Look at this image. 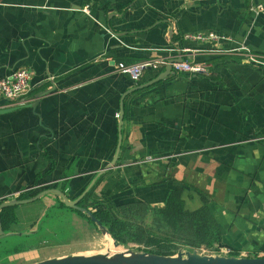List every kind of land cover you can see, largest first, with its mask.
Here are the masks:
<instances>
[{"label":"crops","instance_id":"obj_1","mask_svg":"<svg viewBox=\"0 0 264 264\" xmlns=\"http://www.w3.org/2000/svg\"><path fill=\"white\" fill-rule=\"evenodd\" d=\"M259 6L264 0H0V79L32 74L25 104L0 100V109L20 107L0 115V200L55 189L74 201L93 184L88 209L152 212L184 186L185 209L208 204L220 227L214 248L264 257V70L184 37L216 33L232 40L221 47L264 56ZM181 57L208 74L173 71L127 95L120 126L126 93ZM145 61L165 64L139 82L118 71ZM120 133L118 161L106 170ZM61 203L47 195L16 207L18 223L5 231L20 238L16 253L34 249L27 241L44 216L77 214ZM83 253L53 251L26 264Z\"/></svg>","mask_w":264,"mask_h":264},{"label":"trees","instance_id":"obj_2","mask_svg":"<svg viewBox=\"0 0 264 264\" xmlns=\"http://www.w3.org/2000/svg\"><path fill=\"white\" fill-rule=\"evenodd\" d=\"M222 58L226 59L228 57ZM184 188V186H178L168 195L164 207L152 210L154 217L151 229L148 234L143 236L137 230L135 232L128 221L122 217L118 219L113 215L115 211L111 209L100 207L89 210L107 228L116 243L120 246H128L129 242H136L140 247L143 246L139 249V252L175 256L182 250H197L200 252L203 248L207 250L214 249V246L222 241L220 227L208 204L193 212L185 209ZM27 194L30 193L22 194L20 199H29L31 195L28 196ZM61 206L67 208L63 203H61ZM81 206L88 208L85 201L81 203ZM130 208L132 210V207ZM15 210L16 207H10L2 211L1 222L4 231L9 230L12 225L18 223ZM79 214L97 228L88 216L82 213ZM231 255L237 256V254Z\"/></svg>","mask_w":264,"mask_h":264},{"label":"rangeland","instance_id":"obj_3","mask_svg":"<svg viewBox=\"0 0 264 264\" xmlns=\"http://www.w3.org/2000/svg\"><path fill=\"white\" fill-rule=\"evenodd\" d=\"M136 208L135 211L121 208L122 211H115L113 215L118 219L122 217L128 221L132 225V229L135 232L137 230L143 236L150 231L154 216L150 211ZM38 230L37 235L28 238L27 246L29 245L34 249L26 248V254H23V252L21 254L16 253L15 247L19 246V237L8 238L11 240L8 244L6 243L7 239L5 242H1L0 264H26L32 258L53 251L76 252L77 250H83V254L91 255L108 252L119 253L122 252L123 248L139 252V249L143 247H140L136 242H129L128 246L119 245V248L116 247L115 240L111 235L109 237L104 236L98 227L96 228L78 212L75 216H69L66 212L55 210L42 218ZM7 249H12L13 253H10Z\"/></svg>","mask_w":264,"mask_h":264},{"label":"water","instance_id":"obj_4","mask_svg":"<svg viewBox=\"0 0 264 264\" xmlns=\"http://www.w3.org/2000/svg\"><path fill=\"white\" fill-rule=\"evenodd\" d=\"M178 60H173L170 62L169 66L167 67L166 71L160 74L155 80L147 83L145 85L136 87L135 89L126 93L123 97L121 103V113H120V126L123 123L124 118V99L127 95L139 91L144 90L148 87L153 86L156 83H159L173 74V67L172 64L177 62ZM183 58L178 62H182ZM20 107L8 108V109H0V115L7 114L18 110ZM123 137L120 133L118 147L116 156L110 166L107 167L106 170H111L114 165L117 163L119 154L121 151ZM92 186L89 188L77 199L74 201H70L65 193L59 190H47L41 192L29 199L20 200L18 198L7 200L2 202L0 205V242L13 237L14 234H6L2 222H1V213L4 209L10 207H17L21 205L32 204L47 195H55L56 197L63 200V204L70 210L77 211L78 213L85 214L88 216L91 221L98 227V229L102 232L104 236H110L109 231L102 223L93 215V213L86 207L81 206L83 200H85L87 194L92 189ZM115 246L119 248V244L115 242ZM34 264H264V257H238V256H220V255H203L199 251H189V250H182L175 256H161L156 254H151L147 252H137L134 250L129 251H122L119 253H99V254H77V255H68L65 257L60 258H51L41 262H37Z\"/></svg>","mask_w":264,"mask_h":264},{"label":"built area","instance_id":"obj_5","mask_svg":"<svg viewBox=\"0 0 264 264\" xmlns=\"http://www.w3.org/2000/svg\"><path fill=\"white\" fill-rule=\"evenodd\" d=\"M83 12L87 15L90 14L89 7H85ZM253 12L259 14L264 12V7L259 6L253 9ZM186 40L197 41L209 46H213L214 48L211 50L212 53L217 55H242L249 64L254 66L255 68L264 70V56L257 55L253 53L250 49H248L245 45L235 48H226L224 46H219L222 42L229 41L232 42L231 39L221 36L216 33H197V34H186ZM161 64H165V62H152L145 61L135 64L126 65L124 63H120L118 65V71L124 75L130 77V79L134 82H139L143 77L144 73L148 69H157ZM173 71L176 73L183 74H208L207 66L204 64H191L188 62H175L172 64ZM31 79L32 74L30 71L26 69L16 70L12 76L0 79V100H4L9 104H25L27 97L31 92ZM150 160V159H149ZM28 193V192H26ZM21 195V194H20ZM20 195H17L16 198H20ZM19 196V197H18ZM5 199L0 200V202H4ZM133 249L123 248L122 251L126 252ZM203 255H220V256H232L231 252L223 251L218 248H214L211 250L202 249L200 251Z\"/></svg>","mask_w":264,"mask_h":264},{"label":"bare ground","instance_id":"obj_6","mask_svg":"<svg viewBox=\"0 0 264 264\" xmlns=\"http://www.w3.org/2000/svg\"><path fill=\"white\" fill-rule=\"evenodd\" d=\"M112 244H113V242H111ZM114 245V244H113ZM109 253H111V252H109ZM112 254V253H111Z\"/></svg>","mask_w":264,"mask_h":264}]
</instances>
